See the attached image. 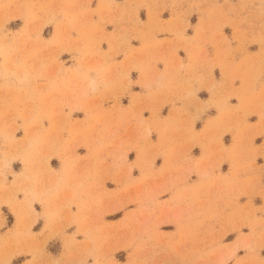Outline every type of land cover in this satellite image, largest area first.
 I'll list each match as a JSON object with an SVG mask.
<instances>
[{
	"label": "rangeland",
	"instance_id": "1",
	"mask_svg": "<svg viewBox=\"0 0 264 264\" xmlns=\"http://www.w3.org/2000/svg\"><path fill=\"white\" fill-rule=\"evenodd\" d=\"M100 4L0 0V264H264V189L242 185L256 163L246 118L264 104V0H170L208 25L202 48L172 56H212L230 78L216 136L239 148L202 180L170 144L182 132L164 101L131 97L129 65L108 74L109 56L152 47L109 48Z\"/></svg>",
	"mask_w": 264,
	"mask_h": 264
},
{
	"label": "crops",
	"instance_id": "2",
	"mask_svg": "<svg viewBox=\"0 0 264 264\" xmlns=\"http://www.w3.org/2000/svg\"><path fill=\"white\" fill-rule=\"evenodd\" d=\"M99 2L101 15L112 19L105 21L102 26L100 24L96 29L106 34L109 48L118 49V52L129 46L136 49L152 47L150 55L109 56L106 63L111 64L112 72H108V67L105 71L111 75L117 74L116 78L120 80L124 70L121 66L129 65L130 71L124 75L131 80L133 93L131 97L146 99L152 108L157 104L156 99L163 100L161 110L172 114L169 116L170 125L172 127L178 125L182 132L176 143H170L171 146L177 144V147H180L200 180L206 174L213 173V176H217V170L224 162L214 168L216 161L223 158L233 159L239 148L237 141L225 142L223 136L219 141L216 136L227 124L224 120L228 119L225 113L229 106L220 102L219 91L225 93L229 90L230 78L226 73L221 78L215 75L210 65L214 60L212 56H209V60L203 61L199 52L195 55L177 57L171 54L172 47L179 50L185 47L194 51L203 47V39H200L198 33L208 30L204 14L195 13V18H192L189 9L183 6H170V0H99ZM122 15H125L124 18ZM138 16L144 17L139 29V24L136 27L133 22H137ZM129 17L131 20H127ZM132 38L137 39L138 43L133 42ZM178 59L183 66L181 71L174 67ZM151 98L154 99L153 103L150 101ZM258 112L260 113L257 116L255 114L247 116L244 129L247 147L246 156L243 158L250 162L255 159L256 163L250 164L242 185L243 191L249 188L250 192H253V197L258 195L257 190L264 189V163L258 162L259 158L264 161V104L259 106ZM226 133L223 132V135ZM235 136L239 134L235 133ZM219 142L223 143L224 149L218 150ZM221 175L225 176L227 185L239 179V174L232 169L221 172ZM247 204L248 202L245 205Z\"/></svg>",
	"mask_w": 264,
	"mask_h": 264
},
{
	"label": "snow or ice",
	"instance_id": "3",
	"mask_svg": "<svg viewBox=\"0 0 264 264\" xmlns=\"http://www.w3.org/2000/svg\"><path fill=\"white\" fill-rule=\"evenodd\" d=\"M145 115H147V114H145Z\"/></svg>",
	"mask_w": 264,
	"mask_h": 264
}]
</instances>
